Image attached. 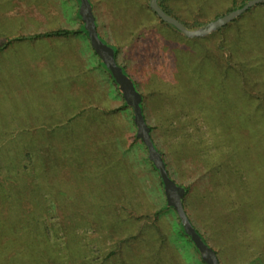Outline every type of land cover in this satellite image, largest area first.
I'll return each instance as SVG.
<instances>
[{
    "label": "rangeland",
    "instance_id": "374dc122",
    "mask_svg": "<svg viewBox=\"0 0 264 264\" xmlns=\"http://www.w3.org/2000/svg\"><path fill=\"white\" fill-rule=\"evenodd\" d=\"M92 1L101 37L145 95L172 177L189 188L192 223L220 264H264L258 4L228 29L189 37L161 23L150 0ZM234 2L167 0L190 24ZM61 6L71 0H0V264H204L175 209L155 217L164 187L109 74L92 68L89 90H49V72L28 66L42 40L13 41L70 20L60 10L53 19ZM80 42L67 39L64 52Z\"/></svg>",
    "mask_w": 264,
    "mask_h": 264
},
{
    "label": "water",
    "instance_id": "95a60500",
    "mask_svg": "<svg viewBox=\"0 0 264 264\" xmlns=\"http://www.w3.org/2000/svg\"><path fill=\"white\" fill-rule=\"evenodd\" d=\"M264 3V0H248L244 5L238 7L216 20L209 22L205 27L189 29L183 22L176 17L168 14L160 5L158 0H150V6L165 22L175 26L183 34L189 37L206 35L231 22L251 7ZM79 13L85 23V29L88 32L91 45L99 55L101 62L111 72L113 78L118 84L119 92L122 94L126 103L133 110L134 122L137 127V137H139L147 146L149 158L153 161L159 170L164 184V192L167 199V205L173 207L182 223L184 231L190 236L196 246L202 261L205 264H220L216 251L204 240L191 222L183 205L185 188L179 185L168 173L165 161L161 153L156 148L150 134V127L147 124L142 107L140 104L141 94L136 88L133 78L124 71V68L118 64L115 57V48L106 43L97 31V23L93 13L90 0H80Z\"/></svg>",
    "mask_w": 264,
    "mask_h": 264
},
{
    "label": "crops",
    "instance_id": "0c3cea01",
    "mask_svg": "<svg viewBox=\"0 0 264 264\" xmlns=\"http://www.w3.org/2000/svg\"><path fill=\"white\" fill-rule=\"evenodd\" d=\"M73 1L71 0L70 8H67V6L66 8L61 6L62 7L61 9L60 7H58L53 13V15H56V17H53V19L61 18L60 13L62 16H64V14L66 13L68 14V16L69 15L71 16L70 20L68 19L66 21L63 20L61 22L62 24L57 23L56 27L52 26L51 30H45L40 32L52 31L63 28L72 30V29L80 28L83 24L85 26L84 21L79 17L80 15L79 11L75 10L74 8L75 2L78 3V0L77 1L73 0ZM91 5L93 7L95 5L92 0H91ZM59 10L60 13H57ZM93 13H94V9H93ZM95 20H96V16H95ZM51 22H53V20H51ZM97 30L98 33L100 34L99 27H97ZM31 35L33 34L29 33L24 36H31ZM17 38L13 41L35 42L38 41L39 39L42 40L43 44H39V46L37 47V53L35 54L36 57L34 56L32 59L33 63L32 61H30L28 66L31 68L32 71L35 68V71L37 72L42 69L43 74L49 72L47 73L46 76L41 77L42 80L40 83V84L43 83L44 85H50L48 87L49 90H66V91L89 90L91 83L93 82L97 83V80L93 79L91 76L92 68H94L96 71H99L100 70L99 68L102 67V72L104 74L105 73L109 74L106 67L101 62L98 54L95 51L93 52L94 54L91 52V46L89 45L90 39L84 33H75L68 36L53 35L49 37L43 36V37H33V38H24V39L20 37ZM71 38L73 40H78L79 42L81 39L84 40L86 38V40H88L89 42L87 44V42L85 43V41L82 40L80 42L82 44H80V46H78L76 49L72 51V49L66 48V52H64L62 43H64V41H66L67 39H71ZM45 39L47 41L51 40V43L49 45L46 44L47 41ZM92 61H94V65H95L93 67L91 65Z\"/></svg>",
    "mask_w": 264,
    "mask_h": 264
},
{
    "label": "trees",
    "instance_id": "16d2710c",
    "mask_svg": "<svg viewBox=\"0 0 264 264\" xmlns=\"http://www.w3.org/2000/svg\"><path fill=\"white\" fill-rule=\"evenodd\" d=\"M91 1V0H90ZM194 1H204V0H194ZM248 0H240L239 2L237 1V0H235V2H234V4L231 6V7H229L228 9H227V11L226 12H229V11H231V10H234V9H236V8H238V7H241L242 5H244L246 2H247ZM158 2H159V5L168 13V14H170V15H172V16H174V17H176V18H178V19H180L187 27H189V28H193V27H197V26H201V25H204V24H206V23H208V22H206V21H196L195 20V22H194V24H190V22H188L187 20H185V19H183L182 17H180L177 13H176V11L174 10V8L173 7H171L169 4H167V0H158ZM78 3L80 4V0H78ZM92 6V5H91ZM258 8H260L259 10H258V12L256 13V15L255 16H257V17H259V16H263V14H264V3H259L258 4ZM252 8V7H251ZM250 8V9H251ZM150 9L152 10V12L156 15V17L159 19V21L161 22V23H163V24H166L167 26H169V27H171V28H173V29H175L177 32H179V30L175 27V26H173V25H171V24H169V23H167V22H165L164 20H162L161 19V17L160 16H158V14L150 7ZM250 9H248L247 11L249 12L250 11ZM246 11V12H247ZM224 13H220V14H217L213 19H216L217 17H220L221 15H223ZM245 15L246 14H244V15H242L241 17H238V18H236L232 23H229V24H227V25H225L224 26V28L222 29V30H224V29H228V28H230V26H232L233 24H235V23H237L241 18H243V17H245ZM79 17L81 18V16L79 15ZM82 19V18H81ZM244 19V18H243ZM83 20V19H82ZM75 33H84V34H86L87 36H88V32H87V30L85 29V26H84V24L80 27V28H78V29H56V30H52V31H46V32H37V33H35V34H33V35H31V36H24V35H22V36H19L20 38H33V37H43V36H45V37H49V36H53V35H56V36H68V35H71V34H75ZM100 35V34H99ZM257 39H259V40H261V35H259L258 37H257ZM115 48V47H114ZM0 49H2V46L0 47ZM118 53H119V50H118V48H115V57H116V60H117V62H118V64H120L123 68H124V71L126 72V73H128V71H127V68L122 64V63H120L119 62V59H118ZM104 65V64H103ZM105 66V65H104ZM107 69V68H106ZM107 71L109 72V76H110V78H111V80L113 81V83L115 84V86H116V90L118 91V93H120L119 92V89H118V84H117V82L115 81V79L113 78V76H112V74H111V72L107 69ZM132 78H133V80H134V83H135V85H136V88H137V90L139 91V93L141 94V100H140V104H141V107H142V111H143V114H144V117H145V120H146V122H147V124L149 125V127H150V134H151V138H152V140H153V142H154V144H155V146H156V148L158 149V151L161 153V155H162V157H163V159H164V161H165V164H166V168H167V170H168V173H169V175L172 177V175H171V173H170V171H169V162H168V158H167V153L163 150V149H161L158 145H157V143H156V141H155V139H154V136H153V130H154V128H153V126H151L150 124H149V122H148V119H147V115H146V112H145V110H146V104H145V95L140 91V89H139V87H138V84H137V82H136V80L134 79V77L132 76V75H130ZM121 94V93H120ZM122 107L123 108H128V107H130L131 108V106H129L127 103H126V101H125V99H123V104H122ZM132 109V108H131ZM132 119L134 120V117H133V110H132ZM103 125H108V124H103ZM115 137H118L117 135H115ZM133 137H134V139L135 140H141L139 137H137V135L135 134V135H133ZM103 142H105V140H102ZM142 141V140H141ZM142 143L146 146V144L142 141ZM146 148H147V146H146ZM148 149V148H147ZM148 160H149V162L151 163V166H152V168L156 171V173L159 175V180H160V183H161V185L164 187V184H163V181H162V178H161V176H160V173H159V170L156 168V166H155V164L153 163V161L152 160H150V158H148ZM173 178V177H172ZM174 179V178H173ZM175 180V179H174ZM176 181V180H175ZM177 182V181H176ZM179 185H181V186H183L184 188H185V194H184V198H183V205H184V208H185V210H186V206H185V198H186V195H187V193H188V191H189V188L187 187V186H185V185H182V184H180L179 182H177ZM132 206H131V209H135L134 211H136V205L135 204H133V202H131L130 203ZM125 205V204H124ZM167 208H173V207H170V206H168L167 205V201H165L164 202V204H163V206L161 207V208H159L158 210H156V211H154V215H155V217L156 216H158L159 214H161V212L163 211V210H166ZM174 209V208H173ZM186 212H187V210H186ZM188 214V213H187ZM137 219L138 220H141L142 218H144L145 217V214H144V216H143V214H138L137 216ZM148 217H149V214H148ZM178 219H179V222H180V228H181V232L185 235V236H187L188 238H189V240L193 243V241L191 240V238H190V236L189 235H187L186 233H185V231H184V228H183V226H182V223H181V220H180V218H179V216H178ZM190 220H191V218H190ZM192 222V221H191ZM194 225V224H193ZM196 229H197V231L201 234V236L204 238V240L208 243V240L206 239V237L199 231V229L197 228V227H195ZM126 242V240H120V243L121 242ZM209 244V243H208ZM193 245H194V243H193ZM194 247H195V249H196V251H197V253L199 254V251L197 250V248H196V246L194 245ZM201 261H202V259H201ZM202 263H204L203 261H202ZM205 264V263H204Z\"/></svg>",
    "mask_w": 264,
    "mask_h": 264
}]
</instances>
